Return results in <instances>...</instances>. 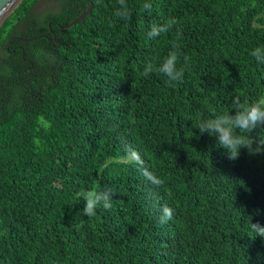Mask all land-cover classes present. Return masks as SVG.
Listing matches in <instances>:
<instances>
[{"label": "trees", "instance_id": "16d2710c", "mask_svg": "<svg viewBox=\"0 0 264 264\" xmlns=\"http://www.w3.org/2000/svg\"><path fill=\"white\" fill-rule=\"evenodd\" d=\"M37 1L0 24V264H264L250 230L264 225V154L229 160L192 124L264 95L249 55L264 46V0H148L150 12L126 0L128 20L118 0H56L39 15ZM177 29L183 82L141 76ZM91 189L113 190L112 208L84 215L75 194Z\"/></svg>", "mask_w": 264, "mask_h": 264}, {"label": "clouds", "instance_id": "9594fccd", "mask_svg": "<svg viewBox=\"0 0 264 264\" xmlns=\"http://www.w3.org/2000/svg\"><path fill=\"white\" fill-rule=\"evenodd\" d=\"M118 2L119 7L113 13L114 17L128 20L130 12L126 0H118ZM142 7L148 12L152 10V4L148 0ZM109 23L111 24L112 21L110 20ZM178 23L176 17H170L160 24L153 23L146 33L147 39L155 40L162 33L171 31ZM180 37L181 33L177 29L176 41L171 43V50L167 56L162 61L155 58L149 60L140 75L143 77H148L153 73L162 75L167 78L166 83L169 86L183 82L185 71L189 66V57L184 56L181 63V51L177 43ZM249 55L255 59L258 65H264V46L254 47ZM231 104V110L213 112L210 118L198 115L192 121L193 127L198 129L201 134L207 133L214 136L216 144L225 150V155L229 160L238 159L241 148L247 149L250 155L264 154V95H259L254 100H242L240 95H236L232 97ZM150 182L155 187L162 186L164 183L162 179ZM113 194L114 191L110 189H91L76 193L75 198L84 201V215L94 216L99 207H103L105 210L112 208ZM171 218L172 209L165 206L161 210L159 222L163 224ZM250 230L255 233V236L264 237V225L252 223Z\"/></svg>", "mask_w": 264, "mask_h": 264}, {"label": "water", "instance_id": "95a60500", "mask_svg": "<svg viewBox=\"0 0 264 264\" xmlns=\"http://www.w3.org/2000/svg\"><path fill=\"white\" fill-rule=\"evenodd\" d=\"M21 0H0V24L2 21L6 18V16L18 5V3ZM92 7V2L90 1L89 4L73 19H71L69 22L66 24H58L60 27H69L71 24H73L75 21L80 19L81 17L84 16ZM49 40L54 39L55 36L53 37H48L45 35Z\"/></svg>", "mask_w": 264, "mask_h": 264}, {"label": "rangeland", "instance_id": "374dc122", "mask_svg": "<svg viewBox=\"0 0 264 264\" xmlns=\"http://www.w3.org/2000/svg\"><path fill=\"white\" fill-rule=\"evenodd\" d=\"M57 7L58 3L56 2V0H38L34 6V12L39 15L48 10L56 9ZM262 14H264V12ZM129 157H132V155H130Z\"/></svg>", "mask_w": 264, "mask_h": 264}]
</instances>
